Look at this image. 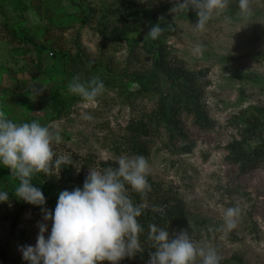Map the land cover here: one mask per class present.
Listing matches in <instances>:
<instances>
[{"label":"rangeland","instance_id":"rangeland-1","mask_svg":"<svg viewBox=\"0 0 264 264\" xmlns=\"http://www.w3.org/2000/svg\"><path fill=\"white\" fill-rule=\"evenodd\" d=\"M182 2L0 0V111L13 122L38 121L59 132L62 140L53 150L66 163L47 175L39 173L44 181L62 187L72 180L75 185L90 168H115L119 157L136 156L127 148L129 125L147 120L162 93H169L174 103L182 88L164 73L150 89L142 85L155 71L157 48L146 37L155 17L175 24L176 34L164 38L167 62L195 73L207 71L202 99L212 125L199 128L192 115L182 113L179 131L184 136L162 127L143 140L151 186L140 204L158 212L166 203L181 200L191 225L199 229L190 237L213 247L220 264H264V166L243 173L229 150L236 141L253 149L264 139V122L257 120L264 117V0H249L250 15L241 12L239 0H228L203 31L194 27L198 17L191 3L178 7ZM131 9L142 21L139 31L119 42L99 34V28L116 23ZM197 46L202 52L194 55ZM74 76L103 81L105 90L94 104L68 91ZM55 89L69 106L52 121L48 108ZM253 121L262 136L257 141L242 137ZM15 184L12 178L0 187L9 191ZM228 207L240 209L231 231L223 229L222 213ZM11 213L12 208L0 216V264H28L20 248L35 246L43 213L29 208L16 225L8 220Z\"/></svg>","mask_w":264,"mask_h":264},{"label":"clouds","instance_id":"clouds-1","mask_svg":"<svg viewBox=\"0 0 264 264\" xmlns=\"http://www.w3.org/2000/svg\"><path fill=\"white\" fill-rule=\"evenodd\" d=\"M189 2L196 10L198 20L194 27L199 31L205 29L213 15L228 6V0H183L178 7H186ZM239 8L242 13L251 14L249 0H239ZM162 30L157 24L146 37L156 39ZM192 52L198 55L202 48L197 46ZM67 88L86 104H94L103 94L105 84L99 77L82 81L74 76ZM84 118L92 119L91 115ZM61 140L50 124L13 122L0 111V166L9 169L18 181L12 193L0 187V204L14 196L41 207L43 212L44 222L38 224L35 246L20 248L23 259L28 264H104L105 261L120 264L125 257L143 252L139 237L144 229L138 218L145 206L134 204L126 186L142 196L150 190L147 159L142 155H125L118 158L115 168L103 171L90 168L83 188L61 191L53 211L45 207V195L32 181L37 173L47 175L54 167L66 163V157L57 156L53 150V144ZM239 213L238 207L223 210L224 230L236 227ZM47 222H51L50 233ZM148 239L155 249L148 264H197L198 258L200 264H220L216 250L194 242L187 230L170 234L167 228L152 224Z\"/></svg>","mask_w":264,"mask_h":264},{"label":"trees","instance_id":"trees-1","mask_svg":"<svg viewBox=\"0 0 264 264\" xmlns=\"http://www.w3.org/2000/svg\"><path fill=\"white\" fill-rule=\"evenodd\" d=\"M136 13L131 9L129 13L120 15L116 23L106 26V28H99V34L105 39L113 42L124 40L130 33L139 31L141 28L142 21L139 17L135 16ZM86 22L89 21L86 20ZM155 23L156 25L159 24L163 29L158 38L153 39L154 45L157 48L153 62L155 71L144 78L142 85L145 89H150L159 82V73H164L174 84L181 83L182 88L179 87L177 89L179 92L174 98V103H170L169 93H162L159 97L156 110L147 117V120L144 121L141 119L129 125L128 132L130 137L127 148L132 154L136 156L142 155L144 157H148V149L143 140L151 134H155V132L159 131L162 127H167L169 134L174 135L175 133H178L179 135H183V133L179 131V115L181 116L182 113L192 115L194 117L195 125L199 128H208L212 125L211 119L204 110L202 99L207 71L195 73L180 66L173 67L167 62L169 53L164 38L167 35L176 34L177 28L175 24H168L164 20L156 17ZM50 95L51 103L48 108L51 115L50 119L56 121L63 115L69 106V103H67V101L61 96V93L56 89L52 90ZM260 111L261 115L264 114V110ZM261 119L264 122L263 116L262 118L257 117V120L260 121ZM260 134L259 125L253 121L251 125L244 130L242 137L246 140L255 139V141H257L259 138H262ZM172 138H174V136ZM260 140V144L253 149L246 148L244 143L239 141L233 142L229 145L231 160L239 166L243 173L259 166H264V139ZM12 178L14 177L11 176L10 170L0 166V185L6 184L8 180ZM85 179L86 178L78 177L74 180L76 183L75 185L70 183L72 180H69L66 185L60 187V185L52 181H44V178L37 173L33 177L32 182L34 186L43 191L47 201L45 207L54 211L59 193L63 190L72 191L77 187L82 189ZM15 181V185H17L18 181L16 179ZM126 187H128L127 194L134 204L143 203L150 193V190H147L142 196L140 193L133 192L130 186ZM13 191L14 188L12 187L9 192L12 193ZM11 208L13 209V213L9 215L10 217H8V220H12L15 225L29 208H33L43 213L41 207L19 201L14 196H10L9 202L0 204V216L5 210ZM138 220L144 229L139 237L143 252L137 253L135 257H125L123 264H135V261H149L150 254L155 251V249L151 247L152 241L148 239L149 226L152 224L167 228L170 234H176L180 231L187 230L192 237L193 235L197 236L195 233L199 232L197 224L196 226L193 224L191 225L184 203L177 199L170 203H166L164 208L158 212L145 207L142 216L139 217Z\"/></svg>","mask_w":264,"mask_h":264},{"label":"built area","instance_id":"built-area-1","mask_svg":"<svg viewBox=\"0 0 264 264\" xmlns=\"http://www.w3.org/2000/svg\"><path fill=\"white\" fill-rule=\"evenodd\" d=\"M0 263H1V258H0Z\"/></svg>","mask_w":264,"mask_h":264}]
</instances>
